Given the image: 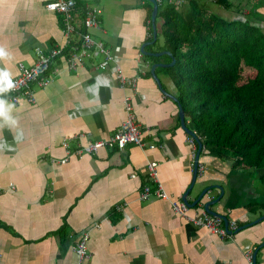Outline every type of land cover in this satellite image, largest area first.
Returning a JSON list of instances; mask_svg holds the SVG:
<instances>
[{
	"label": "crops",
	"instance_id": "0c3cea01",
	"mask_svg": "<svg viewBox=\"0 0 264 264\" xmlns=\"http://www.w3.org/2000/svg\"><path fill=\"white\" fill-rule=\"evenodd\" d=\"M46 1L0 0V47L9 53L0 59V69L12 76L18 62L32 63L34 47L59 46L65 56L68 42L76 39L68 37L66 42L62 15L46 10ZM202 1L213 3L186 0L179 8L195 5L209 12ZM247 4L242 14H250L257 4L264 16L260 0H240L237 6ZM85 6L99 9L92 37L113 53L134 84L121 85L112 68L96 69L92 62L98 57L83 59L75 70L57 57L50 64L49 82L30 85L31 102L5 100L13 106L9 115L15 123L0 116V264H74L72 247L84 230L88 231L87 264H247L248 250H256L254 264H264V245L258 247L264 241V218L248 224L264 214L255 205L264 202L258 170L234 167L229 159L213 156L201 145L197 160L204 171L196 174L188 202L202 188L221 185L222 196L212 209L235 220L234 230L244 225L227 237L174 215L166 200L138 198L142 186L151 185L146 164L154 160L161 187L180 199L191 179L196 142L181 129L175 101L150 75L151 64L167 63L168 55L158 46L145 48L151 44L143 49L162 53L140 51L141 44L150 41L151 2L76 0L75 21ZM259 21L264 32V19ZM165 67L157 66L154 72L163 90L175 96ZM125 102L135 116L144 148L128 144L121 150L105 146L90 154L72 153L113 134L126 117ZM149 142L155 146L147 148ZM211 194L216 196L218 190Z\"/></svg>",
	"mask_w": 264,
	"mask_h": 264
},
{
	"label": "trees",
	"instance_id": "16d2710c",
	"mask_svg": "<svg viewBox=\"0 0 264 264\" xmlns=\"http://www.w3.org/2000/svg\"><path fill=\"white\" fill-rule=\"evenodd\" d=\"M212 2L231 6L229 0ZM190 6L157 5L155 19L160 13L163 20L155 41L144 47L173 56V65L162 69L203 149L234 167L258 170L264 185V32L247 20H224ZM255 205L264 210V202Z\"/></svg>",
	"mask_w": 264,
	"mask_h": 264
},
{
	"label": "built area",
	"instance_id": "2783aa9c",
	"mask_svg": "<svg viewBox=\"0 0 264 264\" xmlns=\"http://www.w3.org/2000/svg\"><path fill=\"white\" fill-rule=\"evenodd\" d=\"M156 5L169 4L175 9L179 8L184 0H154ZM75 5V0H47L44 3V8L48 11L58 12L62 15V32L64 37L76 38L74 43L69 41V52L64 56L63 48L56 46L49 50H44L40 46L33 49L34 59L32 63L25 66L21 62L17 63V73L12 76L15 87L0 93V98L11 103H18L20 100L31 102L33 100V91L30 88L31 84L38 86H45L49 82L50 64L54 58H64L67 68L75 70L83 59L98 60L94 63V67L98 70H105L112 68L117 81L122 84H134V78H129L123 74L120 66L111 51L104 45L101 40L94 39L91 35V30L97 26V16L99 9L94 6H85L82 8L83 15L79 21H75L72 8ZM81 27L79 31L78 27ZM79 27V28H80ZM126 117L120 122L117 130L104 139H95L81 148L74 150L72 153H94L101 147H113L117 150L123 149L126 145H134L144 148L145 143L142 140V133L137 127L135 116L130 111V105L125 102ZM193 139H189L190 144H194ZM65 146V139L61 142ZM153 143H148L147 148H153ZM194 151H192L191 158L194 162ZM66 158L60 159L63 163ZM157 163L150 160L146 164V173L150 184L143 185L141 191L138 193L140 200L155 197L166 200L169 203L170 210L174 215L184 217L192 224L198 227L205 228L210 233L219 237L230 236V233L237 227L235 220H226L225 224L221 217L213 216L205 212L201 205L194 207L187 206L180 199L172 198L162 187L157 180L156 172ZM204 171L203 164L196 161V174L202 175ZM134 174H131L133 176ZM192 212L188 215V212ZM88 240V231L84 230L78 240L72 247L74 254V264H87L88 254L86 251V242ZM244 258L247 264H253L252 252L246 251Z\"/></svg>",
	"mask_w": 264,
	"mask_h": 264
},
{
	"label": "water",
	"instance_id": "95a60500",
	"mask_svg": "<svg viewBox=\"0 0 264 264\" xmlns=\"http://www.w3.org/2000/svg\"><path fill=\"white\" fill-rule=\"evenodd\" d=\"M148 1H150L151 4H152L151 12H150V27H151L152 39L150 41L142 43L141 46H140V51L143 54H145V55H158V54H160L162 52H148V51H145L143 49V47L146 44H151L156 39L155 15H156V10H157V5L154 2V0H148ZM163 53L167 54L171 60L169 62H167V63H156L155 62V63L151 64V66L149 68L150 75L153 78V80L156 82L158 88L164 94H166L168 97H170L173 101H175L176 106H177V110H178L177 114H178L179 125H180V127H181V129L183 131H185L187 134H189L194 139V141L196 142V146H197L196 150H195V153H194V164H193V167H192L191 179H190V182H189L188 186L186 187V189L182 192V194L180 196V200L183 201L189 207H194L196 205H201L202 209L205 210V212H207L208 214L213 215V216L221 217V219L223 220V222L225 224L227 218L224 215H222L221 213H219V212H217V211L212 209V205L217 203L219 201L220 197L222 196L223 188H222L221 185L214 183V184H211L209 186H206V187L202 188L200 190V192L196 195V197L193 200H191L190 202H188V193L191 190V187L193 186V183H194V180H195V177H196V163L195 162L197 161L198 154H199V152L201 150V143H200L198 137L195 135V133L188 126H186L185 120H184V115H183V110L180 107V104L177 102L176 97L174 95H172V94H168L166 91L163 90V88L161 87V83H160L158 77L156 76V74L154 72V68L157 67V66H161V67L171 66L174 63L173 56L170 55L169 51H163ZM213 189H217L218 190V194L216 196L211 194V191ZM263 218H264V214L261 215V216H258L254 220L250 221L248 224L256 223V222L262 220ZM245 225H247V224H245ZM243 226L238 227L234 231H237L238 229L242 228ZM234 231H232V232H234ZM262 245H264V241H262L258 245V247H260ZM258 247L256 249H258ZM255 252H256V250H254L252 252L253 264H254Z\"/></svg>",
	"mask_w": 264,
	"mask_h": 264
},
{
	"label": "rangeland",
	"instance_id": "374dc122",
	"mask_svg": "<svg viewBox=\"0 0 264 264\" xmlns=\"http://www.w3.org/2000/svg\"><path fill=\"white\" fill-rule=\"evenodd\" d=\"M229 1L232 5L229 9H223L222 7L215 6V4L207 1L206 2L202 1V4L204 9H206L210 13H213L214 15H217L218 17L223 18L224 20H233V18H237V20H242V21L247 20L248 22L253 23L255 26H257L259 29L260 25L262 24L261 23L262 21H259V19L261 20L264 19V16L260 12H258V6H259L257 5L258 3L256 4L257 8L253 6L251 13L247 15V14H242V10L247 9L250 6L249 4H247L246 6H242L241 8V6L239 7L237 6V3H239L240 0H229ZM260 3H264V0H260ZM162 20H163V16L160 13H158L155 19L156 25L161 23ZM259 31H261V29H259ZM159 39H161V37H159Z\"/></svg>",
	"mask_w": 264,
	"mask_h": 264
},
{
	"label": "clouds",
	"instance_id": "9594fccd",
	"mask_svg": "<svg viewBox=\"0 0 264 264\" xmlns=\"http://www.w3.org/2000/svg\"><path fill=\"white\" fill-rule=\"evenodd\" d=\"M8 55L9 53L3 47H0V59H6ZM14 87L15 85L11 73L6 69H0V93ZM12 107L13 106L7 104L5 100L0 99V116L4 117L5 120L10 121L14 124L15 120L9 115Z\"/></svg>",
	"mask_w": 264,
	"mask_h": 264
}]
</instances>
